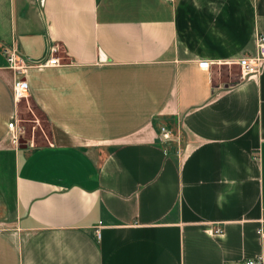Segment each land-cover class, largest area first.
Instances as JSON below:
<instances>
[{"label":"crops","instance_id":"obj_1","mask_svg":"<svg viewBox=\"0 0 264 264\" xmlns=\"http://www.w3.org/2000/svg\"><path fill=\"white\" fill-rule=\"evenodd\" d=\"M257 33L264 0H0V264L259 254L264 66L218 72L257 55ZM50 46L59 65L28 69L15 101L3 51L35 61ZM23 100L48 133L21 149L7 123Z\"/></svg>","mask_w":264,"mask_h":264},{"label":"built area","instance_id":"obj_2","mask_svg":"<svg viewBox=\"0 0 264 264\" xmlns=\"http://www.w3.org/2000/svg\"><path fill=\"white\" fill-rule=\"evenodd\" d=\"M256 45L258 46V54L250 57V58H240L238 61L234 62L240 71V78H248L256 75L260 72L262 67L264 66V37L257 33L255 36ZM48 53L46 56L35 59L29 60L26 57L19 55L18 53L14 52L13 50L6 48L3 52L6 56V60L8 62V66L15 72L16 78L14 79L13 83V95L15 101L19 102L22 98L26 95V91L28 89V85L26 80L20 78L22 74H24L30 68H42L46 66H58L59 65V58L56 56V48L50 46L47 49ZM8 129L11 132V138L13 139V143L18 145L19 138L22 137L24 133V126L17 124V119L14 118L7 123ZM159 138L162 142H168L174 139V134L165 127H160L159 129ZM219 231V228H215L213 232ZM99 230L95 229V234L98 236ZM257 233H259L260 239L264 242V219L261 220ZM264 247V245H263ZM231 264H264V248L259 254L254 256H249L240 259H236L231 262Z\"/></svg>","mask_w":264,"mask_h":264},{"label":"rangeland","instance_id":"obj_3","mask_svg":"<svg viewBox=\"0 0 264 264\" xmlns=\"http://www.w3.org/2000/svg\"><path fill=\"white\" fill-rule=\"evenodd\" d=\"M219 75L221 80L225 82L226 78L229 77V75L234 76L236 75L239 70L238 68H221L219 69ZM25 99V98H24ZM21 108L23 110L22 113V121L21 125L24 126V137L34 136L38 143H41V139H43L44 135L48 133V126L47 123H45L44 117L42 112L37 109V107L33 106L31 102L23 100L21 103ZM179 142H182V135L179 134Z\"/></svg>","mask_w":264,"mask_h":264},{"label":"water","instance_id":"obj_4","mask_svg":"<svg viewBox=\"0 0 264 264\" xmlns=\"http://www.w3.org/2000/svg\"><path fill=\"white\" fill-rule=\"evenodd\" d=\"M26 140L23 139V138H20L19 141H18V146L19 148L23 149L24 147H26Z\"/></svg>","mask_w":264,"mask_h":264}]
</instances>
